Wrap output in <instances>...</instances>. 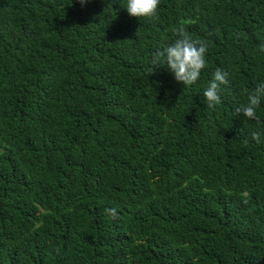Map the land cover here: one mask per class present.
I'll return each instance as SVG.
<instances>
[{
  "label": "trees",
  "instance_id": "trees-1",
  "mask_svg": "<svg viewBox=\"0 0 264 264\" xmlns=\"http://www.w3.org/2000/svg\"><path fill=\"white\" fill-rule=\"evenodd\" d=\"M124 3L0 0V264H264V0ZM182 23L191 86L153 65Z\"/></svg>",
  "mask_w": 264,
  "mask_h": 264
},
{
  "label": "clouds",
  "instance_id": "clouds-1",
  "mask_svg": "<svg viewBox=\"0 0 264 264\" xmlns=\"http://www.w3.org/2000/svg\"><path fill=\"white\" fill-rule=\"evenodd\" d=\"M85 0H81L83 4ZM161 0H125L124 6L130 16L144 17L148 19H158V8ZM176 37L173 43L169 44L162 50L154 53L153 65H166L175 76L178 82L186 86L194 85L200 78L201 71L206 67L205 55L207 45L200 40H193L184 24L173 29ZM264 51V46H261ZM154 72H151L152 74ZM228 84V73L217 68L213 73L212 79L203 92L207 108L214 109L221 103L222 85ZM264 100V83L248 94L247 102L235 108L237 115L243 114L247 119H258L256 109ZM251 138L256 143H261V133L252 132ZM106 213L113 219H118L115 208L106 209Z\"/></svg>",
  "mask_w": 264,
  "mask_h": 264
}]
</instances>
